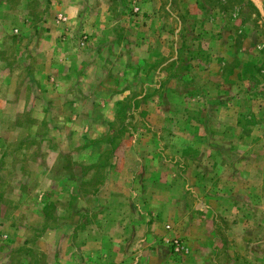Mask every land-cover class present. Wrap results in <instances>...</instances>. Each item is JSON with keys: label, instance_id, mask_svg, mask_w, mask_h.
Masks as SVG:
<instances>
[{"label": "rangeland", "instance_id": "obj_1", "mask_svg": "<svg viewBox=\"0 0 264 264\" xmlns=\"http://www.w3.org/2000/svg\"><path fill=\"white\" fill-rule=\"evenodd\" d=\"M67 1L0 0V264H64L119 208L99 264H264V0Z\"/></svg>", "mask_w": 264, "mask_h": 264}, {"label": "crops", "instance_id": "obj_2", "mask_svg": "<svg viewBox=\"0 0 264 264\" xmlns=\"http://www.w3.org/2000/svg\"><path fill=\"white\" fill-rule=\"evenodd\" d=\"M53 2H55L54 4H56L57 6H64L66 7V5L68 4L67 0H53ZM70 2V1H69ZM69 5V4H68ZM67 5V6H68ZM163 41V40H162ZM146 53V58H152L151 60H153L154 58H160V57H166L168 55H170V51H150L149 53H147V51H144ZM141 53V51H139V54ZM99 62L97 63L98 65H100V67L98 66H90L86 69L85 73L83 76H81V78L79 80H76V83H80L82 86L84 84H87L86 86L93 88L94 87H99L102 83V80H97V76H98V70L101 69V71H107V67H105V62H103V60H98ZM146 66H150L146 65ZM100 71V72H101ZM66 82H70L72 80H70V78L66 79ZM70 84V83H69ZM71 85H75V81H72ZM119 181V177L116 178V182ZM123 186L125 185L124 181H123ZM114 182H112L109 186V190H112L114 187ZM156 187L157 185H154V189L151 191V196L156 199L157 198V192H156ZM44 192V191H43ZM42 192L41 195H39L40 198V202L39 204V208L36 210V212H41L42 216L40 217V224H41V230L42 231H46L43 235V241L42 242H38L37 245H39V247L42 248V250H44L47 254H48V249L50 247V240L47 239V236L50 235L51 232L55 233L56 229H51V227H49L48 224V219L49 217L47 216V214H45L44 211H48V205L49 204L47 202V198H45V196H47L46 194H44ZM161 205H159V207L154 206L150 208V210H152L151 215L152 217H157V215H159L160 210H162L160 208ZM125 210L122 209H118L117 211H115L116 216L120 215V218L117 222H113L106 224L104 227H100L97 228L96 225H90L89 227H87V232H89L90 235H87L86 233H84V236L82 235L81 237L77 238L73 243L72 246L74 248V251L72 253V257H66V259H64V264H99L102 261L103 258V254L99 252V248H110V247H127L128 245V240L126 239H118L119 236H128V226L126 224V222H124V216H125ZM109 212V210L107 211ZM39 214V213H38ZM112 215L114 216V211H112ZM3 215H0V228L3 226L6 227H11L14 228V221H7V220H3ZM13 223V224H12ZM30 224H33V222L31 221ZM100 230H103L100 231ZM116 233V235H115ZM98 236H101L100 238H97ZM9 238V237H8ZM22 238L21 235H17L16 237H12V239L9 238V240L11 241V244L14 245H25V242L20 243L19 239ZM54 244V247H57L58 245H62L61 241H52ZM68 243H65V245ZM27 247H29V245L27 244ZM207 247V245H206ZM106 256L113 257L114 253L112 252H106L105 254ZM154 255V254H153ZM150 255L153 258H156L155 256ZM18 258H23V256L18 257ZM150 258V257H149ZM160 259V258H159ZM165 259V258H163ZM118 260V259H117ZM161 261V259H160ZM26 261L24 259H22V261H18L17 264H29V263H25Z\"/></svg>", "mask_w": 264, "mask_h": 264}]
</instances>
